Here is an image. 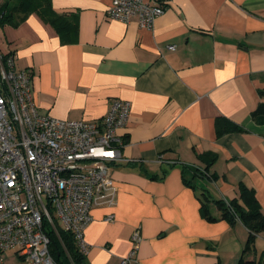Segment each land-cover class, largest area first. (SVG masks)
<instances>
[{
  "label": "crops",
  "instance_id": "obj_1",
  "mask_svg": "<svg viewBox=\"0 0 264 264\" xmlns=\"http://www.w3.org/2000/svg\"><path fill=\"white\" fill-rule=\"evenodd\" d=\"M157 1L164 13L146 30L136 18L107 19L110 0H43L17 26L0 25V54L31 70L34 104L53 118L98 120L113 101L130 104L111 165L116 205L91 211L87 264H120L135 231L130 264H237L248 230L207 222L199 195L228 202L243 185L264 211V121L251 117L264 103V0ZM52 17L74 22L76 33L59 32ZM217 121L229 131L217 136ZM185 168L202 174L192 187ZM255 249L258 259L264 232ZM14 256L6 252L5 264Z\"/></svg>",
  "mask_w": 264,
  "mask_h": 264
},
{
  "label": "built area",
  "instance_id": "obj_2",
  "mask_svg": "<svg viewBox=\"0 0 264 264\" xmlns=\"http://www.w3.org/2000/svg\"><path fill=\"white\" fill-rule=\"evenodd\" d=\"M164 10L157 0H110L105 16L123 23L136 18L139 28L152 30ZM129 113L130 104L118 100L98 120L42 113L33 101L31 70L16 69L13 56L0 54V264L6 252L20 264H57L50 245L61 232L86 255L91 211L116 205L111 165L121 157L117 131ZM140 242L135 231L120 264L132 262Z\"/></svg>",
  "mask_w": 264,
  "mask_h": 264
},
{
  "label": "trees",
  "instance_id": "obj_3",
  "mask_svg": "<svg viewBox=\"0 0 264 264\" xmlns=\"http://www.w3.org/2000/svg\"><path fill=\"white\" fill-rule=\"evenodd\" d=\"M42 3L43 0H13V3H10L9 0V2H5V4L0 7V25L10 24L12 26H17L24 20L28 13L42 9V6H44ZM50 20L51 23L56 25L59 32L72 31L73 33H76L74 22H68L63 18L56 17H52ZM260 94L263 95L264 92H261ZM251 117L257 122L264 121V103L260 102L257 105L256 109L251 113ZM219 122L217 121L216 125L217 136H221L229 131V129L221 127ZM221 122L226 124L225 120L224 122L221 120ZM231 130L234 132H240L237 127H234ZM214 159L215 158L206 165L204 169L205 172H208L211 162L215 161ZM199 160L203 161L202 158H199ZM200 175L202 174H199V170H191L189 168L183 169V180L185 184L190 187H192V181L195 177ZM209 178L212 179L214 176H210ZM199 202L202 216L207 222L214 223L219 219H222L233 224L235 221H239L248 230V239L243 247L237 264H264V250L261 252L258 259L255 258L256 236L264 232V211L256 199L254 190L240 185L238 198L232 199L228 202L212 200L206 191H201ZM209 203H213L217 208L220 213L219 218L212 216L209 209ZM50 246L53 258L57 264H87L85 255L79 252L69 234L61 232L59 233V238L55 235L52 236ZM250 256H253V259H249Z\"/></svg>",
  "mask_w": 264,
  "mask_h": 264
},
{
  "label": "rangeland",
  "instance_id": "obj_4",
  "mask_svg": "<svg viewBox=\"0 0 264 264\" xmlns=\"http://www.w3.org/2000/svg\"><path fill=\"white\" fill-rule=\"evenodd\" d=\"M14 260H17V262H19V260L17 259V257H16V256H14ZM14 260L12 259V261H13V264H14ZM12 261H10V262H9V264H12ZM17 264H20V262H19V263H17Z\"/></svg>",
  "mask_w": 264,
  "mask_h": 264
}]
</instances>
